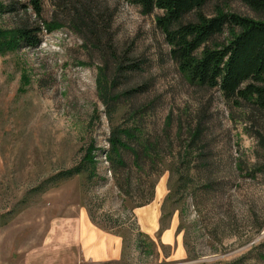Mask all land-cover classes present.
Listing matches in <instances>:
<instances>
[{"label": "rangeland", "instance_id": "rangeland-1", "mask_svg": "<svg viewBox=\"0 0 264 264\" xmlns=\"http://www.w3.org/2000/svg\"><path fill=\"white\" fill-rule=\"evenodd\" d=\"M39 1L37 17L30 0H0L15 8L0 11V31L41 29L37 47L0 54V264H91L82 225L121 237L122 260L104 264H264V109L186 81L159 10ZM216 6L261 19L239 1L202 11ZM113 127L134 130L117 168L105 156ZM90 145L92 179L40 188ZM154 201L169 246L140 231L135 212Z\"/></svg>", "mask_w": 264, "mask_h": 264}, {"label": "trees", "instance_id": "trees-1", "mask_svg": "<svg viewBox=\"0 0 264 264\" xmlns=\"http://www.w3.org/2000/svg\"><path fill=\"white\" fill-rule=\"evenodd\" d=\"M137 4L145 15L155 10L157 28L169 47V56L192 85L218 89L224 98H240L255 102L264 109V0L239 1L261 16L253 19L228 12L216 6L211 16L202 9L208 0H126ZM34 13L41 15L39 0H30ZM15 11L0 7V11ZM193 16L192 20H188ZM48 30L52 28L46 26ZM40 27H18L11 33L0 31V54L17 48H34L40 44ZM226 34L223 41H217ZM107 105V102H104ZM134 130L113 127L105 153L112 168L124 166L123 150H131L124 139L134 138ZM90 145L80 163L48 178L45 185H54L78 175L94 176L93 152ZM133 151V150H132ZM150 150L145 151L149 155Z\"/></svg>", "mask_w": 264, "mask_h": 264}, {"label": "crops", "instance_id": "crops-1", "mask_svg": "<svg viewBox=\"0 0 264 264\" xmlns=\"http://www.w3.org/2000/svg\"><path fill=\"white\" fill-rule=\"evenodd\" d=\"M160 212L161 208L159 201H154L151 204L138 208L135 213L141 224V233L149 238L159 234L160 243L164 246H169L171 244L168 235L172 232L171 230H173L174 227L173 224H171L167 229L162 232L160 231ZM79 234L78 246L84 261L91 264H104L108 262H120L122 260L123 242L118 235L109 231H100L96 227L85 225H82ZM1 240L0 234V249ZM184 253V249H177V254L184 256ZM0 263H2V260H0Z\"/></svg>", "mask_w": 264, "mask_h": 264}]
</instances>
